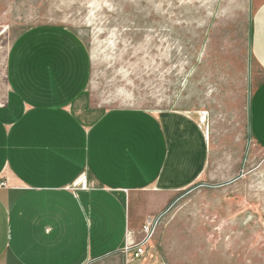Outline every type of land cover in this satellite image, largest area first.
I'll list each match as a JSON object with an SVG mask.
<instances>
[{
  "label": "crops",
  "instance_id": "1",
  "mask_svg": "<svg viewBox=\"0 0 264 264\" xmlns=\"http://www.w3.org/2000/svg\"><path fill=\"white\" fill-rule=\"evenodd\" d=\"M252 23L264 73V2ZM91 75L89 48L69 29L34 28L10 47L0 103V264H184L157 236L141 259L122 250L185 192L222 184L207 117L96 107ZM248 114L264 150V79ZM114 229L124 237L119 251L101 253L94 232Z\"/></svg>",
  "mask_w": 264,
  "mask_h": 264
},
{
  "label": "rangeland",
  "instance_id": "2",
  "mask_svg": "<svg viewBox=\"0 0 264 264\" xmlns=\"http://www.w3.org/2000/svg\"><path fill=\"white\" fill-rule=\"evenodd\" d=\"M263 2L0 0V103L18 36L38 27L73 31L90 51L94 106L207 117L222 184L203 182L167 209L158 245L184 264H264V150L248 116L264 79L251 47ZM123 238L119 229L95 231L94 245L114 253Z\"/></svg>",
  "mask_w": 264,
  "mask_h": 264
},
{
  "label": "built area",
  "instance_id": "3",
  "mask_svg": "<svg viewBox=\"0 0 264 264\" xmlns=\"http://www.w3.org/2000/svg\"><path fill=\"white\" fill-rule=\"evenodd\" d=\"M164 214L155 218H150L146 221L142 229L141 239L138 242L129 236L128 242L125 248L122 250V254L126 257L132 255L134 259H141L144 257L147 253V247L152 243L155 234L163 221Z\"/></svg>",
  "mask_w": 264,
  "mask_h": 264
}]
</instances>
